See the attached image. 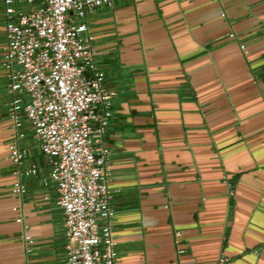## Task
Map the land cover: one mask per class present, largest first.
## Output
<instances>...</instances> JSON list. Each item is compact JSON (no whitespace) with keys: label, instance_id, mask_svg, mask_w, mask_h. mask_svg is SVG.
Masks as SVG:
<instances>
[{"label":"crops","instance_id":"0c3cea01","mask_svg":"<svg viewBox=\"0 0 264 264\" xmlns=\"http://www.w3.org/2000/svg\"><path fill=\"white\" fill-rule=\"evenodd\" d=\"M84 22L114 92V264H264V0H116ZM3 23L0 264H63V212L25 120L40 172L12 190Z\"/></svg>","mask_w":264,"mask_h":264},{"label":"built area","instance_id":"2783aa9c","mask_svg":"<svg viewBox=\"0 0 264 264\" xmlns=\"http://www.w3.org/2000/svg\"><path fill=\"white\" fill-rule=\"evenodd\" d=\"M115 1L0 0L7 114L15 130L9 145L17 177L12 190L23 194L20 177L40 172L18 143L25 120L49 159V178L63 212V264H114L118 255L111 222L118 189L109 183L110 151L104 145L114 92L104 86L84 22Z\"/></svg>","mask_w":264,"mask_h":264}]
</instances>
